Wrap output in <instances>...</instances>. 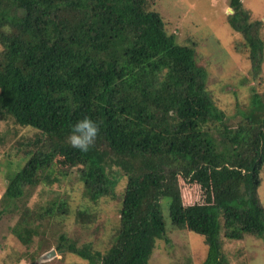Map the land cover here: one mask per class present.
I'll return each mask as SVG.
<instances>
[{
	"label": "trees",
	"instance_id": "obj_1",
	"mask_svg": "<svg viewBox=\"0 0 264 264\" xmlns=\"http://www.w3.org/2000/svg\"><path fill=\"white\" fill-rule=\"evenodd\" d=\"M155 2L0 0V120L11 117L41 132L17 149L23 166L0 198V219L10 218V230L26 247L38 230L49 231L58 213L90 227L99 218L91 205L117 197L119 180L125 185L110 244L79 247L60 235L57 250L87 264H149L156 241L166 236L163 198L175 227L203 236L204 264H231L225 239L264 238L258 195L264 101L255 97L246 120L230 126L207 89L194 45L177 42ZM230 5L227 22L258 73L264 23L242 0ZM85 116L100 122V132L81 152L68 135ZM60 157L76 169L84 205L73 207L72 196L56 189L46 205L31 210L32 191L59 182ZM186 185L199 190L195 199L186 198ZM51 247L47 241L39 251L27 250L30 264Z\"/></svg>",
	"mask_w": 264,
	"mask_h": 264
},
{
	"label": "rangeland",
	"instance_id": "obj_2",
	"mask_svg": "<svg viewBox=\"0 0 264 264\" xmlns=\"http://www.w3.org/2000/svg\"><path fill=\"white\" fill-rule=\"evenodd\" d=\"M231 0H156L155 6L161 11L170 31L178 37L177 42L193 44L196 61L207 71V89L217 107L225 114L230 126L246 120V114L256 106L255 97L264 101V58L254 73L248 52L239 43L242 36L227 22V15L232 13ZM243 6L251 11L253 19L264 23V0H242ZM264 38V28L262 32ZM6 121V122H5ZM41 132L30 126L14 122L13 118L0 120V198L5 190L7 180L22 166L17 149L33 140ZM59 160V159H58ZM59 182L40 185L35 188L29 199L31 210L46 205L47 198H54L52 190L67 191L72 206L84 205L82 201V181L78 179L76 169L69 168L60 157L55 166ZM122 189H116V196L104 197L92 204V210L99 215L90 227L73 221L72 215L58 213L49 223V231L38 230L33 242L26 247L18 241L10 230V218L0 219V264H30V252L39 251L40 244L48 241L56 254L50 259L40 260L48 252L37 254V264H87L88 261L77 254L60 251L55 248L60 235L66 237V244L75 242L77 246L93 245L96 249H105L113 239L117 226L118 207L121 205ZM183 187L185 185L184 182ZM185 196L195 199L193 193L199 190L186 185ZM44 191V192H43ZM202 197V193H199ZM258 195L264 207V164L261 170V184ZM197 194V199L200 198ZM91 204L90 202H88ZM166 223V236L156 241L149 264H204L208 246L202 235L186 228L175 227L169 217V199L160 203ZM1 209V207H0ZM222 223V222H221ZM223 228L220 235L223 236ZM223 249L229 255L231 264H264V238L246 235L243 240H224ZM65 252V253H64ZM64 253V254H63Z\"/></svg>",
	"mask_w": 264,
	"mask_h": 264
},
{
	"label": "clouds",
	"instance_id": "obj_3",
	"mask_svg": "<svg viewBox=\"0 0 264 264\" xmlns=\"http://www.w3.org/2000/svg\"><path fill=\"white\" fill-rule=\"evenodd\" d=\"M100 132V122L88 116L78 119L70 128L68 141L71 147L87 152Z\"/></svg>",
	"mask_w": 264,
	"mask_h": 264
},
{
	"label": "water",
	"instance_id": "obj_4",
	"mask_svg": "<svg viewBox=\"0 0 264 264\" xmlns=\"http://www.w3.org/2000/svg\"><path fill=\"white\" fill-rule=\"evenodd\" d=\"M232 11V9H230ZM56 254V251L55 249H50L48 252H46L40 260H46V259H50L52 258L53 256H55Z\"/></svg>",
	"mask_w": 264,
	"mask_h": 264
}]
</instances>
